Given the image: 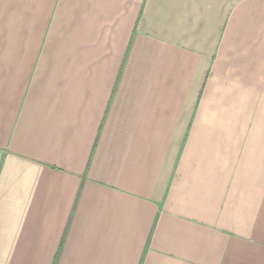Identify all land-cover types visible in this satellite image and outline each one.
I'll return each instance as SVG.
<instances>
[{
    "label": "crops",
    "instance_id": "0c3cea01",
    "mask_svg": "<svg viewBox=\"0 0 264 264\" xmlns=\"http://www.w3.org/2000/svg\"><path fill=\"white\" fill-rule=\"evenodd\" d=\"M0 264H264V0H0Z\"/></svg>",
    "mask_w": 264,
    "mask_h": 264
}]
</instances>
